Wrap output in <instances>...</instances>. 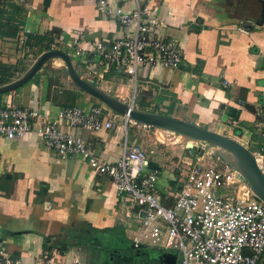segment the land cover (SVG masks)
Instances as JSON below:
<instances>
[{
    "label": "crops",
    "instance_id": "obj_1",
    "mask_svg": "<svg viewBox=\"0 0 264 264\" xmlns=\"http://www.w3.org/2000/svg\"><path fill=\"white\" fill-rule=\"evenodd\" d=\"M262 4L264 0H108L113 12L148 8V17L162 22L157 33L174 40L181 51L178 69L139 66L134 87L122 71L105 66L100 56L90 53L94 42L121 39L131 30L100 12L96 0H4L5 17L10 6L20 13L11 23L4 22L9 28L15 25L18 32L14 39L0 38V64H18L17 70L26 72L34 61L29 55L32 63L24 68L25 52L35 53L34 58L45 52L26 50L27 35L47 36L50 50L69 52L77 74L85 70L96 76L95 85L118 100L143 111L152 107L155 113L258 150L264 133ZM69 44L82 50L81 57L72 55ZM64 70L60 59H52L23 87L0 96V107L28 108L40 114L22 139L0 136V251L25 264H72L75 259L80 264H118L110 254L131 246L127 226L131 219L125 218L127 210L133 212L130 199L118 194L111 179L92 171L80 155L58 157L36 131L43 123L56 121L63 133L81 138L101 162L113 164L125 143L127 147L137 144L135 130L141 127L112 111L100 117L111 121L112 129L68 128L58 119L62 110L77 107L88 112L101 105L74 86ZM140 146L147 153L154 149ZM184 161L188 158L171 162L163 179V165L148 158V167L158 172L161 195L177 190L176 166ZM59 249L67 251L61 255Z\"/></svg>",
    "mask_w": 264,
    "mask_h": 264
},
{
    "label": "built area",
    "instance_id": "obj_2",
    "mask_svg": "<svg viewBox=\"0 0 264 264\" xmlns=\"http://www.w3.org/2000/svg\"><path fill=\"white\" fill-rule=\"evenodd\" d=\"M96 4L100 12L131 28L124 38L111 42L98 40L91 45L90 53L100 56L105 66L122 71L134 87L139 66L179 68L182 55L177 43L157 33L162 22L148 17V8L131 12L118 8L113 12L108 0H96ZM68 49L74 57L83 54L73 44ZM78 76L95 85L96 76L87 71L81 70ZM101 116L102 110L96 107L88 112L72 107L62 110L58 119L68 128L112 129L113 123L103 122ZM39 118L35 110L2 106L0 136L22 139L29 133L31 121ZM154 132L161 136L163 133L156 129ZM36 135L62 159L80 155L92 171L111 179L118 194L130 199L133 212L127 210L125 218L131 219L127 226L131 229L129 242L133 249L175 254L178 264H264V203L235 177L232 166L219 158L208 163H203L202 158L184 161V170L176 166L178 187L174 193L166 192L164 196L172 198L173 204L165 206L157 188L158 172L148 167V155L154 154L153 150L147 153L139 145L127 147L125 143L116 163L107 164L94 156L81 138L63 133L56 121L43 123ZM261 138L256 154L262 155L264 161V133ZM158 143L162 141L158 139ZM219 190L225 193L217 195ZM0 264L25 263L0 251ZM72 264L80 262L75 259Z\"/></svg>",
    "mask_w": 264,
    "mask_h": 264
},
{
    "label": "water",
    "instance_id": "obj_3",
    "mask_svg": "<svg viewBox=\"0 0 264 264\" xmlns=\"http://www.w3.org/2000/svg\"><path fill=\"white\" fill-rule=\"evenodd\" d=\"M2 1L0 0V4ZM261 12L263 17V4ZM244 27H249V24H245ZM55 58L60 59L64 63L65 70L63 74L68 77L74 86L101 102L117 115L123 117L126 122L145 125L188 139L186 147L196 155V159L202 158L204 153L211 148L218 149L217 158L232 166L235 170V177L246 184L253 194L264 203V161L262 155L251 152L232 138L205 129L194 123L151 111L139 110L131 102L118 100L98 86L80 79L72 66L69 56L61 51L50 50L40 54L21 78L0 87V95L14 92L23 87L47 62ZM113 252L110 255H114L118 264H131L137 261L135 254L131 250L124 249ZM159 262L160 264H176V256L171 253H162L159 255Z\"/></svg>",
    "mask_w": 264,
    "mask_h": 264
},
{
    "label": "rangeland",
    "instance_id": "obj_4",
    "mask_svg": "<svg viewBox=\"0 0 264 264\" xmlns=\"http://www.w3.org/2000/svg\"><path fill=\"white\" fill-rule=\"evenodd\" d=\"M17 49V48H16ZM66 52V51H64ZM33 55L32 57V61H35L36 58H34L36 56L35 53H31L30 51L28 52L27 55V51L24 54V58L21 59V62L25 67H27L28 65H30L32 63V61H30L31 59H29V55ZM67 55H69L71 57V54L69 52H67ZM132 89V97L134 95V90ZM98 101V100H97ZM98 103L101 105V110L103 115L112 112L110 109H108L107 107H105V105H103L101 102L98 101ZM148 111L152 110V107H147ZM140 125V124H138ZM152 130V131H151ZM155 129H150V130H145L143 128H140L139 131H136V145H142V146H152L153 152L154 154L148 155V158H156L159 161V165L162 166L163 170V179L166 177L165 171L168 169L167 166H171L172 163L171 162H177L178 160H180V158H188V161L195 162L196 161V155L189 149H187L186 144L189 141L188 139L184 138V137H180L177 135H172L169 133H162L159 134V132H154ZM134 131V132H135ZM158 139L160 141H162V144L158 143ZM148 151V150H147ZM258 150H256V152H258ZM217 152L218 149L216 148H211L210 150H208L206 153H204V155L202 156V162L203 163H208L211 160H216L217 159ZM255 152V153H256ZM163 158V160H162ZM171 163V164H170ZM182 164V163H181ZM181 167V166H180ZM183 170L186 169V165L182 164L181 167ZM163 192V191H160ZM225 193L224 190H219L217 192V195H223ZM114 248H120L121 246H113ZM164 253V252H163ZM157 264V263H156ZM178 264V262L176 263Z\"/></svg>",
    "mask_w": 264,
    "mask_h": 264
},
{
    "label": "trees",
    "instance_id": "obj_5",
    "mask_svg": "<svg viewBox=\"0 0 264 264\" xmlns=\"http://www.w3.org/2000/svg\"><path fill=\"white\" fill-rule=\"evenodd\" d=\"M3 3H4V0L0 4V38L14 39L17 37L18 28L15 25L13 28H9L7 26L8 24H5V23H11V21H14V16L19 14L20 12L16 7L10 6V10H9L10 14L8 17H5L6 11L4 9ZM8 31H11V32H8ZM51 45H52V42L50 41V38L47 36H32L28 34L24 47L28 51L29 49H34V48L44 49L45 51H49L51 49ZM17 66L18 64L9 65V66L0 64V86L13 82L14 78L18 79V77H15L16 73L25 72V69L18 71ZM160 101L161 99H159L157 103H160ZM249 110L254 112L251 107H249ZM152 112H158V111L152 110ZM249 150L251 152H256V150L254 149H249ZM161 200H162L163 205L165 206H170L173 204V199L166 198L164 195L163 197H161ZM44 248L46 250L49 249V247L46 245L44 246ZM59 250H60L59 252L61 255H64L67 251L66 249L65 250L59 249ZM128 250H131L132 253L135 254L136 259H137L135 263H131V264H156V263L160 264L159 255L162 254V252L156 249H147V248L132 249L131 247H129Z\"/></svg>",
    "mask_w": 264,
    "mask_h": 264
}]
</instances>
